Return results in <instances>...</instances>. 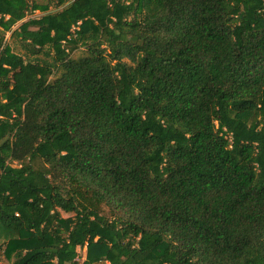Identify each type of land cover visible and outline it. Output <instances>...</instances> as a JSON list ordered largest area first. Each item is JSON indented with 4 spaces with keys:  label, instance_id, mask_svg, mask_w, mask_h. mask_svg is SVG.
Wrapping results in <instances>:
<instances>
[{
    "label": "trees",
    "instance_id": "trees-1",
    "mask_svg": "<svg viewBox=\"0 0 264 264\" xmlns=\"http://www.w3.org/2000/svg\"><path fill=\"white\" fill-rule=\"evenodd\" d=\"M8 37L3 264H264V0H0Z\"/></svg>",
    "mask_w": 264,
    "mask_h": 264
},
{
    "label": "rangeland",
    "instance_id": "rangeland-1",
    "mask_svg": "<svg viewBox=\"0 0 264 264\" xmlns=\"http://www.w3.org/2000/svg\"><path fill=\"white\" fill-rule=\"evenodd\" d=\"M33 3H37V4H42V5H45L48 3V0H31ZM49 5V10L53 11L55 8L54 4H48ZM42 12L40 10H36L34 12V15L35 16H39L41 15ZM9 45L10 49L14 52H18L20 50L19 47H17V45L15 44L14 41H12L10 39V37L7 38V40L0 46L1 50H4L6 48V46ZM0 244H1V241H0ZM1 247H0V251H1ZM86 257V247H84L83 249H81V261H83ZM6 262V259L1 255L0 253V264H3Z\"/></svg>",
    "mask_w": 264,
    "mask_h": 264
},
{
    "label": "built area",
    "instance_id": "built-area-1",
    "mask_svg": "<svg viewBox=\"0 0 264 264\" xmlns=\"http://www.w3.org/2000/svg\"><path fill=\"white\" fill-rule=\"evenodd\" d=\"M1 249L2 250L0 251V253H1L2 256H4V249H5V247H2Z\"/></svg>",
    "mask_w": 264,
    "mask_h": 264
}]
</instances>
